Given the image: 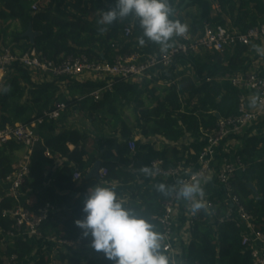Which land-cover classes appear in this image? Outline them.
I'll return each instance as SVG.
<instances>
[{"label": "trees", "instance_id": "16d2710c", "mask_svg": "<svg viewBox=\"0 0 264 264\" xmlns=\"http://www.w3.org/2000/svg\"><path fill=\"white\" fill-rule=\"evenodd\" d=\"M33 1L0 0L3 48L20 54L34 49L49 60L85 54L90 59L109 62L119 53L150 52L161 48L146 37L145 43L140 44L143 29L138 19L132 35L128 39L123 37L125 23L132 15L117 18L112 24L99 22L102 11L114 8L117 0H49L37 11L31 9ZM170 1L172 14L197 8L191 34L201 33L205 25H225L227 19L241 32L264 23V0H178L176 4L175 0ZM214 3L216 9H213ZM90 12L96 13L92 22H84L82 16H88ZM180 22L183 23L182 19ZM29 27L36 33L33 43L24 36ZM253 48L252 45H236L223 52L192 53L186 58L192 77L182 78L180 87L176 83L158 85L156 79L151 88L148 81L139 85L115 79L111 90L104 91L98 100L92 93L104 85L101 82L69 80L64 85V92L61 83L55 79L34 82L32 77L41 74H32L21 66H15L0 80V130L16 123L28 126L35 123L32 129L42 142L30 155L29 173L20 187L21 201L27 198L29 204L25 206L33 211L46 203L55 207L40 226L42 238L54 236L80 243L78 248L59 245L67 251L60 250L58 261L53 264H81L83 259L86 264H113L102 252L89 253L91 237L85 238L82 229L75 224L77 219L85 216L83 205L89 195L88 189L110 181L132 183L136 174L146 173L145 166L150 168V163L156 159L163 160L164 168L174 167L178 162L185 165L196 162L204 146L197 138L213 129L219 117L238 114V90H224L214 78L250 68ZM262 58L264 65V55ZM262 72L264 74V70ZM59 103L64 104L65 109L57 119H48L44 112L53 110ZM124 106L137 110L138 123L132 124L124 116L121 111ZM73 109L85 119L100 120L102 125L94 131L97 139L106 127L109 128L97 156L87 147L93 142L90 134L65 128ZM39 119L42 122L37 123ZM257 126H261L262 133L237 138L240 144L235 152L246 169L234 178L232 187L245 209L255 218L256 228L264 233V115ZM135 136L141 138L135 141L134 150H130L127 142ZM152 137H162L168 143L160 145L157 141H147ZM69 145L74 148L70 150ZM21 149L22 145L12 140L0 145V240L4 232L13 229V220L3 217L2 211L16 205L14 198L5 196L3 181L15 170ZM223 156L227 153L222 152L220 157ZM56 157L65 161L56 166ZM96 161H100L106 174L100 180L87 179V171ZM51 168L48 178L47 171ZM74 170L81 173L79 180L73 179ZM157 185L137 188L126 203H122L150 220L159 232L160 224L153 217L161 215L163 202L170 194L157 191ZM165 185L172 189L170 184ZM225 209L226 205L221 201L215 214L202 211L194 220L190 242L181 245L185 264H252L250 250L241 244L239 229L231 221H218ZM31 253V246L24 240H19L16 248L8 250V254L15 255L17 260H24ZM34 264H51V260L40 256Z\"/></svg>", "mask_w": 264, "mask_h": 264}, {"label": "built area", "instance_id": "2783aa9c", "mask_svg": "<svg viewBox=\"0 0 264 264\" xmlns=\"http://www.w3.org/2000/svg\"><path fill=\"white\" fill-rule=\"evenodd\" d=\"M45 3V0H34L31 9L37 11ZM136 19L133 16L125 23L122 32L125 39L132 35ZM259 42H264V23H258L245 32L229 28L227 25H205L201 33L191 34L190 31H187L182 36H176L175 41L164 51H161L160 48L150 52L134 50L129 53H119L113 57L111 62L90 59L85 54L68 55L60 60H49L34 49L26 50L20 54L9 48H2L0 49V80H3L15 66H21L32 74L38 72L42 76L55 79L61 85L67 84L69 80H77L83 75H88L94 82L104 84L92 93L98 100L104 91L111 90L115 79L142 85L147 81L153 82L155 79L160 80L171 76L173 73L171 70L176 61L181 58L186 59L192 53L223 52L225 49L232 50L236 45L256 46ZM263 70L264 67L259 71L248 68L232 74H219L214 78L217 82H226L229 88L238 90V114L224 118L219 117L213 129L202 133L197 138V141L203 143L204 146L196 162L188 165L178 162L171 168H164L161 159L150 163L148 176L152 180H160L162 183L172 186L168 199L163 202L161 215L153 217L160 224L159 232L164 236L163 250L170 257L171 264H185L180 241L176 236L178 227L181 226L183 234L191 239L190 232L194 220L202 211L215 214V208L221 201L226 205V209L218 221L233 222L239 229L241 244L250 250L252 264H264V233L256 228L255 218L245 209L232 187V181L245 171L246 166L236 152L229 156H223L218 167L214 165L222 151L225 153L223 147L227 141L249 135L248 132L263 117ZM171 84L172 82H167L168 86ZM253 100H255V104H253ZM64 109V104H55L54 109L44 112V115L48 119H57ZM40 122L42 119L37 121V123ZM34 125L35 123H32L31 126L16 123L0 130V145L10 140L22 145L15 170L3 181L5 196L16 200V205L12 209L2 211L3 217L13 220V229L3 233L4 239L9 244L21 235L29 234L41 238V224L55 211V207L50 203L33 211L25 206L29 204L28 199L24 198V202L21 201L20 187L29 173L30 155L32 150L42 143L41 138L32 129ZM127 145L130 150H134L135 140H129ZM46 155H48L47 152ZM105 174L106 169L100 168V178H103ZM80 178L81 173L74 170L73 179L79 180ZM168 179L174 181L166 183ZM210 181L216 182L221 187L222 195L204 199L206 207L196 213L192 212L191 205L186 207L184 199L178 198L176 195V190L184 183L199 182L200 186H203ZM47 239L57 245H66L72 248L80 246L79 242L54 236H49ZM189 242L182 244L188 245ZM12 258L15 259L16 256L12 255Z\"/></svg>", "mask_w": 264, "mask_h": 264}, {"label": "clouds", "instance_id": "9594fccd", "mask_svg": "<svg viewBox=\"0 0 264 264\" xmlns=\"http://www.w3.org/2000/svg\"><path fill=\"white\" fill-rule=\"evenodd\" d=\"M172 12L168 0H117L114 8L102 11L99 22L112 24L117 18L135 16L143 29L140 44L145 43L146 37L164 51L169 47L170 38L187 32V25L170 18ZM143 170L150 174L147 166ZM156 187L164 195L172 191L163 183ZM176 195L191 202L193 213L206 207L199 182L182 184ZM83 212L84 218L77 219L75 224L85 238L91 237V249L102 252L113 264H171L163 250L164 236L150 220L126 207L114 189L96 186L89 190Z\"/></svg>", "mask_w": 264, "mask_h": 264}, {"label": "crops", "instance_id": "0c3cea01", "mask_svg": "<svg viewBox=\"0 0 264 264\" xmlns=\"http://www.w3.org/2000/svg\"><path fill=\"white\" fill-rule=\"evenodd\" d=\"M46 3L43 5L45 6L49 0H45ZM70 2H74V0H68ZM213 1V0H212ZM178 2V0H175L174 4H176ZM168 3L171 6V1L168 0ZM42 6V7H43ZM213 9H216V3L213 4ZM96 13L95 12H90L88 14V16H82V20L84 22L87 23H91L93 18L95 17ZM198 15V10L196 7H191L188 8L186 10H183L181 12H178L176 14H172V16L170 17L172 20H179L182 19L183 24L187 25V31H190L191 26L194 22V20H196ZM225 25H227L229 28L232 29H237V27L234 25V23H232L230 20H226ZM105 27H109L108 25H104ZM176 36L174 35L170 41H169V47L170 45L175 41ZM2 44V43H1ZM3 47H1L2 49ZM254 53L250 55V59H251V66L249 69H255L257 71H259L260 69H262L264 67L263 65V55H264V42H259L256 46H254L253 48ZM173 75L171 76V78L166 79H160L157 80V84L158 85H167V82H172V83H176L178 85V87H180V83L182 78L184 77H192V69L189 65V63L186 61V59H178L176 61V63L173 66ZM32 80L34 82H46L49 79L42 76V75H38L35 77H32ZM77 81L79 82H86V81H93V79L91 77H89L88 75H83L81 77H79V79H77ZM223 86V89H229V86L226 82L221 83ZM153 85V82H151V84H149V88H151ZM61 90L65 92V87L64 85H61ZM80 115V116H78ZM82 117V114L77 112V110L73 109V112L71 114V116L68 119L67 124L65 125V128H76L81 132H87L84 129V126L81 124L77 125V122L79 121V118ZM131 122L133 121L132 119L130 120ZM138 123V112L136 113V119L132 122V124ZM74 125V126H73ZM77 125V126H75ZM106 129L105 131H103V133H101V138H96L95 137V132L91 135V132H87L88 134H90V137L93 138V142L90 144H87V147L90 149L91 153L94 156H97L98 153L100 152V150L102 149V138L104 136H107L109 134V131ZM249 135H256V134H260L262 133V129L261 126H255L254 128H252L249 132ZM139 138H141L140 136H135L134 140H138ZM144 141H146V139H143ZM147 141H150L151 143L154 141L158 142H165L168 143L164 138L162 137H152L150 139H147ZM240 144V140L235 139V140H229L225 143L223 149H225V153H228L227 155H231L236 151V148L239 146ZM68 148L70 150H72L74 147L72 145H69ZM223 152V151H222ZM221 157H219V159H217L215 161V167H218L221 163ZM65 161V159L62 158H58L56 157V161H55V165L59 166L61 165L63 162ZM89 171V170H88ZM87 171V172H88ZM52 173V168L48 169L47 171V177L49 178L51 176ZM137 178L134 182L132 183H128V184H120L117 181H110V182H105L104 184H96V186H105V187H109L112 188L116 191L118 197L120 198L121 202L126 203V201L128 200L129 196L139 187H144V186H149V185H157V184H161L162 181L160 180H152L149 176L148 173H137L136 174ZM174 180L173 179H168L166 181V183H172ZM164 184V183H163ZM95 187L91 188L94 189ZM204 192V197L203 199H211L212 197H221L222 195V189L221 187L214 181H210L208 182L206 185L200 186ZM88 189V193L89 190ZM27 199V198H26ZM184 204L185 206H190L191 202L184 200ZM19 240H24L26 241V243L31 246L32 248V253L31 255L26 258V259H22V260H17V258H12V255L8 254V250L11 248H16L18 246V241ZM60 250L62 251H67L65 250L62 246L57 245L55 242L53 241H49L47 239V237L45 238H40V237H35L32 235H21L16 237L14 240H12V242L9 244L7 243V241L4 239V237H2V239L0 240V264H34L36 262V260L40 257L43 256L45 258H49L51 260V264H53L54 262L58 261V255ZM89 253H98L92 249H90ZM90 256V254H88ZM91 257V256H90Z\"/></svg>", "mask_w": 264, "mask_h": 264}, {"label": "rangeland", "instance_id": "374dc122", "mask_svg": "<svg viewBox=\"0 0 264 264\" xmlns=\"http://www.w3.org/2000/svg\"><path fill=\"white\" fill-rule=\"evenodd\" d=\"M2 46V44H1V41H0V47ZM3 47V46H2ZM44 77H46V76H44ZM46 78H48V77H46ZM121 111L123 112V114H124V116L126 117V118H128L129 120H135L136 119V113H137V110L136 109H134V108H129V107H127V106H124V107H122L121 108ZM78 116H80V115H78ZM132 121V122H133ZM131 122V121H130ZM131 122V123H132ZM83 125L84 126V129L88 132H91V135L94 133V131L96 130V128L98 127V126H101L102 124H101V122H100V120L98 119V120H93V119H85L84 117H80L79 118V121L77 122V125ZM77 125H75V126H77ZM74 126V125H73ZM107 126V125H106ZM106 129L109 131V128L108 127H106ZM107 131V132H108ZM158 143H160V145H161V143L162 142H158ZM157 143V144H158ZM20 153H21V151H20ZM20 153H18V157H19V155H20ZM177 233H176V236L179 238V241H180V245H182V243H187V242H189V240H190V238H189V236H186V235H184L183 234V230H182V228H181V226H179L178 227V229H177V231H176ZM86 260V259H85ZM84 259H83V262L81 263V264H86V261H85Z\"/></svg>", "mask_w": 264, "mask_h": 264}, {"label": "water", "instance_id": "95a60500", "mask_svg": "<svg viewBox=\"0 0 264 264\" xmlns=\"http://www.w3.org/2000/svg\"><path fill=\"white\" fill-rule=\"evenodd\" d=\"M35 32L32 31L31 27L28 28V30L24 33V36L27 37L31 43H33V39L35 36ZM219 115H217V118ZM101 168L100 161H96L92 167L89 169V171L86 174V178H96L100 180V175H99V169Z\"/></svg>", "mask_w": 264, "mask_h": 264}]
</instances>
